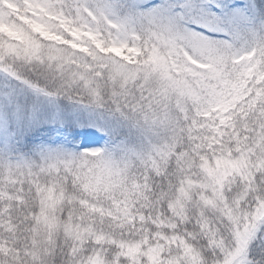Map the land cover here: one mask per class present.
Returning a JSON list of instances; mask_svg holds the SVG:
<instances>
[{
	"label": "snow or ice",
	"instance_id": "1",
	"mask_svg": "<svg viewBox=\"0 0 264 264\" xmlns=\"http://www.w3.org/2000/svg\"><path fill=\"white\" fill-rule=\"evenodd\" d=\"M0 74V264H264V0H0Z\"/></svg>",
	"mask_w": 264,
	"mask_h": 264
},
{
	"label": "rangeland",
	"instance_id": "2",
	"mask_svg": "<svg viewBox=\"0 0 264 264\" xmlns=\"http://www.w3.org/2000/svg\"><path fill=\"white\" fill-rule=\"evenodd\" d=\"M2 81H3V75L0 74V82H2ZM12 83H15V82H12Z\"/></svg>",
	"mask_w": 264,
	"mask_h": 264
}]
</instances>
